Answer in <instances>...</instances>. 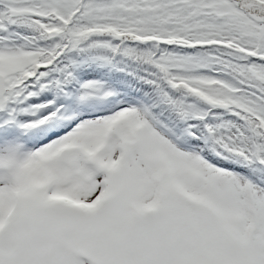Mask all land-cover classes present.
I'll use <instances>...</instances> for the list:
<instances>
[{
    "label": "snow or ice",
    "instance_id": "obj_1",
    "mask_svg": "<svg viewBox=\"0 0 264 264\" xmlns=\"http://www.w3.org/2000/svg\"><path fill=\"white\" fill-rule=\"evenodd\" d=\"M0 264H264V0H0Z\"/></svg>",
    "mask_w": 264,
    "mask_h": 264
}]
</instances>
